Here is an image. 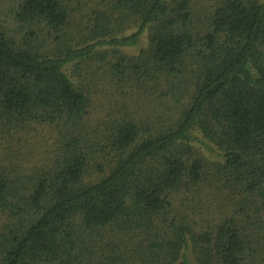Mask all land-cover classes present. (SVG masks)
Returning <instances> with one entry per match:
<instances>
[{"label": "trees", "instance_id": "trees-1", "mask_svg": "<svg viewBox=\"0 0 264 264\" xmlns=\"http://www.w3.org/2000/svg\"><path fill=\"white\" fill-rule=\"evenodd\" d=\"M3 1L12 20H0V138L49 118L64 126L67 141L53 166L30 174L4 150L0 264H132L119 242L126 247L141 231L152 246L143 255L148 264H264V0H222L202 30L190 0H115L113 10L127 12L125 19L102 17L110 20L105 34L83 46L59 45L55 54L25 45L21 28L46 23L61 41L62 31H83L75 12L62 0ZM101 5L93 9L96 16ZM130 16L137 30L115 33ZM147 30L140 54L120 55L128 82H151L164 92L167 83L171 95L166 102L160 97L163 114L180 105L170 109L168 123L147 127L146 137L140 124L115 120L108 136L116 151L111 165L89 179L97 151L82 145L90 139L78 127L90 98L68 68L101 46H138ZM178 80L181 91L173 86ZM195 130L222 151L241 196L242 217L216 225L205 241L183 218L168 226L158 222L188 178L197 184L206 179L203 159L187 163L180 156L193 151Z\"/></svg>", "mask_w": 264, "mask_h": 264}, {"label": "rangeland", "instance_id": "rangeland-1", "mask_svg": "<svg viewBox=\"0 0 264 264\" xmlns=\"http://www.w3.org/2000/svg\"><path fill=\"white\" fill-rule=\"evenodd\" d=\"M62 1L72 12H75L72 15L75 16V19L77 18L85 23L82 33L76 30L75 32L70 31L67 35L66 31H62L61 41H59L56 38L58 32L53 31L46 23H28L21 28L19 34L20 40L25 45L33 47L42 54H45L44 49H47L49 54L51 52L54 54L59 53L62 45H68V43L72 46H83L95 41L93 38L99 33H106L104 28L108 29L110 20L108 18L104 20L102 17L113 15L114 19L115 17L125 19L123 13H127L122 10H113L115 0ZM98 1H101L102 5L100 9H96L100 10V15L96 16L95 13L93 14V9ZM190 1L195 13V22L198 26H201V30L208 24V19L216 6L222 2V0ZM5 12L6 9L0 6V20H12V14L8 11L5 14ZM97 18L100 19L98 23ZM133 20L132 16L128 17V24L125 29L115 30L114 32L121 35L120 32L122 31L126 34L136 31V22ZM148 32V30L145 31L138 46L121 49H114L113 46H101L85 61L70 64L68 68L69 74L77 84L84 88L90 98V106L87 107L84 122L78 127L90 139L88 142L82 139V145L85 148H92L91 150L96 149L97 151V154L91 160L93 166L90 169L89 179H93L97 174H100L101 167L106 170L111 165V159L113 160L116 151L113 148L111 149L108 136L112 132V125L115 124H113L115 120H130L138 125L140 124L141 130L143 129L142 133L146 137L148 135L146 132L147 127H153V122L168 123V115H171L180 105L174 102L163 114L160 112L162 108L161 98L164 97L162 100L166 102V97L171 95L167 83L163 85L166 90L164 92L162 87H155L150 84L151 82H145L144 85H141L140 80H136L133 86L128 82V69L123 68L120 55L137 56L140 54L141 49L148 46ZM59 45H61V48ZM173 86L181 91L182 83L178 80L177 83H173ZM174 105L176 107L169 114ZM46 116L48 118V115ZM18 131L5 133L7 138H0V158L3 157L4 150L9 148L12 160L22 167V174L24 172L27 174L32 173L35 167L41 168L48 165V168H50L53 166L58 152L67 141L64 137V126L51 122L49 118L44 123L32 124L30 128L25 130L28 132ZM97 133H99V136L96 137ZM193 135L190 142L193 151L186 153L185 150H182L180 156L187 163H191L194 157L203 159L202 173L204 172L206 179L197 184L188 178L186 185L174 192L172 210L169 215L162 217L158 222L161 225L168 226L174 217L179 220L183 218L193 229L199 240L205 241L207 240L205 237L212 235L211 232L216 228V225L231 217H242V213H239L237 208V202H240L241 196L236 195V191H234L231 184L232 180L229 179L230 172L224 169L225 161L221 155L222 151L215 143L206 138L201 131L195 130ZM4 221L5 215L0 212V223ZM207 232L209 233L204 235ZM141 234L134 236L126 247L119 242L123 247L122 250L129 255L132 264H148L143 262V255L149 253L152 246L143 240L147 236L145 234L141 236ZM136 256H139V258H136Z\"/></svg>", "mask_w": 264, "mask_h": 264}]
</instances>
